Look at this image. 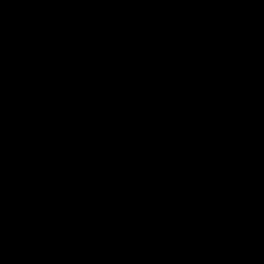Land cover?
Here are the masks:
<instances>
[{
  "label": "water",
  "instance_id": "water-1",
  "mask_svg": "<svg viewBox=\"0 0 264 264\" xmlns=\"http://www.w3.org/2000/svg\"><path fill=\"white\" fill-rule=\"evenodd\" d=\"M0 264H264V0H0Z\"/></svg>",
  "mask_w": 264,
  "mask_h": 264
}]
</instances>
